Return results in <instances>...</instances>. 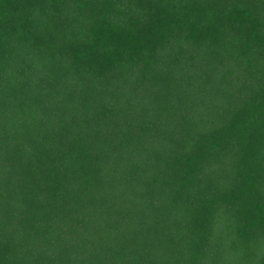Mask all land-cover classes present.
<instances>
[{"label":"trees","instance_id":"16d2710c","mask_svg":"<svg viewBox=\"0 0 264 264\" xmlns=\"http://www.w3.org/2000/svg\"><path fill=\"white\" fill-rule=\"evenodd\" d=\"M0 264H264V0H0Z\"/></svg>","mask_w":264,"mask_h":264}]
</instances>
